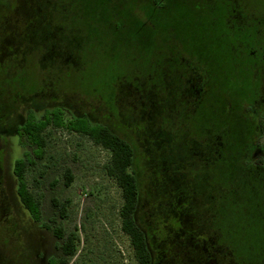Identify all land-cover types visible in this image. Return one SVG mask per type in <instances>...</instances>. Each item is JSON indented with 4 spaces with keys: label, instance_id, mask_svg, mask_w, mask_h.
Listing matches in <instances>:
<instances>
[{
    "label": "flooded vegetation",
    "instance_id": "af4514ba",
    "mask_svg": "<svg viewBox=\"0 0 264 264\" xmlns=\"http://www.w3.org/2000/svg\"><path fill=\"white\" fill-rule=\"evenodd\" d=\"M201 1L210 10L218 3L226 6L227 34L234 43L225 44L218 39L221 52H213L199 43L188 47L185 41L169 37L163 43L167 47L158 48L153 54L150 70L135 69L133 75L125 72L116 75L110 84V97L103 101L92 93V88L90 93H85L77 86V76L92 61L94 53L89 44L91 35L68 16L70 2L0 0V226L4 233L0 264H64L67 258L63 246L70 233H58L61 226H52V218L43 214L42 201L40 213H34L24 204L21 199L24 192L19 189V164L25 162L29 168L37 160H43L55 132L65 130L70 136L88 138L105 148L92 137L95 129L102 127L119 135L134 152L135 144L153 150L169 147V169L174 172L171 184L181 180L174 177L177 170L174 151L182 150L186 153L182 168L186 183L182 192L189 197L212 198L211 206L206 204L205 224H211L217 233L214 200L236 189L232 183L227 182L228 186L217 183L214 169L219 161L234 153L240 156V161L250 162L248 166L238 162L237 176L250 179L247 183L250 195H257L255 189L264 194V55L254 64L258 88L248 86L236 90L228 82L222 97L214 96L216 86L220 85L218 70L223 49L235 53V47L244 43L245 28H250L251 21L261 23L264 13L257 7L251 10L246 0ZM107 16L110 20L121 18L116 10ZM74 17L81 19L78 15ZM110 20L105 23L104 31L118 33L115 29L119 27H113ZM256 32V36L263 34L259 29ZM208 33L194 31L202 40L207 39ZM221 34L228 38L223 31ZM249 53L255 59L254 50ZM21 72L25 80L17 79ZM232 128L241 131L239 138L244 145L239 150L232 144L235 137L232 143L229 137ZM129 129L144 136L135 140ZM229 148L233 153L228 152ZM171 189L172 186L163 189L162 193L177 196ZM28 194L41 198L29 185ZM142 198L140 189L137 219L140 226L148 229L150 264H166L164 252L154 249L151 223L142 221ZM54 206L64 218L61 206ZM189 209L187 206L184 211ZM189 216L192 217L184 227V235L190 236L186 240L191 243L192 230L196 227L207 230L208 225L193 222L194 213ZM169 229H173L172 224ZM203 241V264H223L221 241L214 235ZM184 254L185 264H191V247ZM230 257L229 264H238L234 255Z\"/></svg>",
    "mask_w": 264,
    "mask_h": 264
},
{
    "label": "rangeland",
    "instance_id": "374dc122",
    "mask_svg": "<svg viewBox=\"0 0 264 264\" xmlns=\"http://www.w3.org/2000/svg\"><path fill=\"white\" fill-rule=\"evenodd\" d=\"M66 1L72 6L68 12L71 21L83 26L91 35L89 44L94 53L93 62H89L77 76V86L85 93H90L92 88V93L103 101L110 97V84L116 75L123 72L133 75L135 69L150 70L153 54H156L158 48L167 47L163 43H167L169 37H175L182 43L185 41L188 47L200 44L213 52H221L218 51L222 49L218 45V39L220 42L223 40L225 44L228 41L234 43L227 34V11L222 3L210 10L201 0ZM246 2L251 10L257 7L258 11L264 13V0ZM111 10L118 11L121 18H107ZM75 15L81 16L80 21ZM109 20L113 27H119L114 28L118 33L104 31V25ZM250 24V28H245V33H250V36L246 35L244 43L235 47V53L230 49H223V58L220 59V64L218 63V71L221 73L218 81L222 87L216 86L215 98L222 97L228 82L233 83L236 90L248 86L252 89L258 88L259 79L254 75V64L264 55V20L261 23L251 21ZM257 29L262 30L263 34L256 36ZM201 30L209 32L206 40L194 34V31ZM222 31L228 38L222 34L219 36ZM252 50L255 52V59L249 53ZM23 74L19 73L17 79L25 80L26 76L23 77ZM246 96L248 97L247 94ZM63 131L53 134L45 158L30 165L25 176L30 189L40 194L43 214L49 219L52 218V226L63 227L66 234L75 232L79 235L78 252L68 258L67 264H137L130 238L122 229L120 210L124 200L121 189L105 170V165L111 159V152L88 138H76ZM128 132L132 133L135 140L144 136L139 132L133 133L131 129ZM240 132L233 131L232 128L229 135L231 143L235 137L232 144L236 150L244 145L239 138ZM255 134L256 132L253 138ZM135 147L134 165L143 194L142 221L151 223L148 226L152 227L154 245L166 255V264H176V261L177 264H185L183 252L187 246L179 244L183 243H180L184 234L183 228L192 217L189 213H196L197 216L193 217L203 226L208 225L207 230H202L203 239L217 236L211 224H205L206 204L210 207L212 198L189 197L184 193L182 201L190 203L192 208L183 212L172 210L175 196L162 193L163 189H170L169 183H173L171 178L174 172L169 169V147L164 150L139 148L138 144H135ZM232 148H229L228 152L233 153ZM174 152L177 167L174 177L181 178L179 185L184 188L186 182L183 180L182 168L186 153L182 150ZM239 157L233 153L229 158L218 162L216 172L214 169L217 183L225 185L228 182L236 187L233 192L227 191L224 196H218L214 200V224L222 242H219V248L225 249L222 246L224 243L230 246L231 250L228 246L226 248L233 252L232 254L226 249L223 252L221 250L220 261L229 264L230 256L234 255L242 264H264V194L255 189L257 195H250V189L247 188L250 179L237 176L238 162H244L245 166L250 163L244 159L240 161ZM67 169L73 174L69 186L65 184L64 173ZM41 171L45 172L43 176L40 175ZM55 198L62 202L68 201L66 218H62L59 208L54 206ZM171 224L173 229H169ZM2 227L0 226V244L4 238ZM160 238L163 239L162 243L158 240ZM172 239L177 240L173 242ZM201 254L202 252L191 248L190 263L203 264Z\"/></svg>",
    "mask_w": 264,
    "mask_h": 264
},
{
    "label": "trees",
    "instance_id": "16d2710c",
    "mask_svg": "<svg viewBox=\"0 0 264 264\" xmlns=\"http://www.w3.org/2000/svg\"><path fill=\"white\" fill-rule=\"evenodd\" d=\"M92 137H94V140L97 143H100L105 148L110 149L111 151V159L110 161L105 165V170L108 176H110L112 179L115 180L118 187L121 189L122 197H123V205L120 210V215L122 218V229L123 231L129 236L130 243L132 245L134 254L136 258L138 259L139 264H150L152 261V253H151V245L148 243L147 240V226L143 225L140 226L138 219H137V213H138V207L140 206V185L139 180L136 174L135 170V157H134V149L132 146L124 141L119 135L111 133L105 128H96L95 131L92 133ZM43 154V153H42ZM41 154V155H42ZM27 165L26 163L19 164V173L20 176V186L19 189H21L22 192H24V195H22L21 199L23 200L24 204L29 206L34 213H40L39 208L41 207V198L29 195L28 194V182L26 180V172H27ZM44 171H41L40 174H44ZM66 184H70L73 179V174L70 169L67 170L66 174ZM179 181L177 184H170L172 186L171 191H176L177 196L174 197L172 207L177 212H183L185 207L189 206L192 208L189 203H185L183 200L184 188L182 185H179ZM54 205L61 206V214L64 218L67 217V202L68 201H60L58 199H53ZM195 216L196 213H194ZM193 222L199 223L198 219L196 217H193ZM184 230V228H183ZM60 235H65V230L63 227H59L57 230ZM197 231L198 233L194 234V232ZM217 236H214L216 239H219V233L215 232ZM182 236V235H181ZM190 236L187 235L180 238L182 240L179 245L182 246H189L191 247L193 244V250H196L198 252H203V235H202V229L201 228H195V230H192V239L191 243L187 241L186 239ZM177 240V239H175ZM179 240V239H178ZM176 242V241H175ZM79 235L75 232H71L68 234L66 242L63 246L64 253L66 254L67 258L64 261V264L68 263V258L71 256H74L78 252L79 248ZM223 247H225L226 251L232 252L231 247L222 244ZM226 246L230 247L227 249ZM198 248V250H197ZM154 249H157L154 247ZM187 248H185L186 251ZM223 248V250H225ZM185 251L183 253H185ZM223 252V251H222ZM155 253V252H153ZM227 253V252H226ZM233 254V252H232ZM166 258V257H165ZM167 260V258H166ZM263 262V261H262ZM239 263V262H238ZM242 264V263H239Z\"/></svg>",
    "mask_w": 264,
    "mask_h": 264
}]
</instances>
